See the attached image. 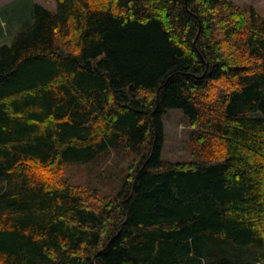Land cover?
I'll use <instances>...</instances> for the list:
<instances>
[{
    "label": "trees",
    "instance_id": "16d2710c",
    "mask_svg": "<svg viewBox=\"0 0 264 264\" xmlns=\"http://www.w3.org/2000/svg\"><path fill=\"white\" fill-rule=\"evenodd\" d=\"M167 108L188 115L192 161L160 157ZM122 141L135 161L115 195L62 179ZM263 253L255 7L35 3L0 46V264H264Z\"/></svg>",
    "mask_w": 264,
    "mask_h": 264
},
{
    "label": "rangeland",
    "instance_id": "374dc122",
    "mask_svg": "<svg viewBox=\"0 0 264 264\" xmlns=\"http://www.w3.org/2000/svg\"><path fill=\"white\" fill-rule=\"evenodd\" d=\"M233 1L241 7L254 6L264 17V0ZM35 3L50 10L56 9V0H0V46L9 45L15 35L33 21ZM162 122L161 159L169 162L194 160L189 141L193 127L188 115L179 108H167L162 114ZM134 161V153L122 141L95 159L68 163L64 167L62 179L83 188L96 189L104 196H113ZM249 254L253 256V252Z\"/></svg>",
    "mask_w": 264,
    "mask_h": 264
}]
</instances>
